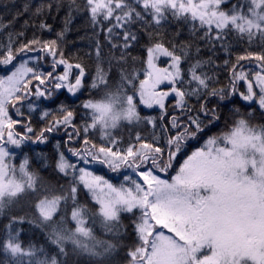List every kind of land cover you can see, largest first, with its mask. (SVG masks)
I'll return each instance as SVG.
<instances>
[{"label": "snow or ice", "instance_id": "1", "mask_svg": "<svg viewBox=\"0 0 264 264\" xmlns=\"http://www.w3.org/2000/svg\"><path fill=\"white\" fill-rule=\"evenodd\" d=\"M15 4L0 264H264V0Z\"/></svg>", "mask_w": 264, "mask_h": 264}, {"label": "trees", "instance_id": "2", "mask_svg": "<svg viewBox=\"0 0 264 264\" xmlns=\"http://www.w3.org/2000/svg\"><path fill=\"white\" fill-rule=\"evenodd\" d=\"M24 2H25V0H16V4L14 6L18 8V7L22 6V4ZM39 2H40V0H33V3H39ZM3 13H4V9L2 7H0V14H3ZM23 18L24 17H22V19ZM77 36H78V34L75 32L69 34V41L75 40L76 43L73 44L70 42L68 44V49L71 50V52L75 55H83V52L86 51L87 49H86V46L79 41ZM85 62L89 64V68L91 70V67H92L91 61L85 60ZM65 95H67V94L65 93ZM86 95H87V93H85V97H86ZM63 98L64 97H60V99H63ZM70 99H72V98H70ZM77 103H78V101H77ZM60 139H62L61 136L56 137V140H60ZM54 143H55V140L52 141V144H54ZM41 149H43L45 151H50L51 145H49L47 147L46 146H40V149H38V150H41Z\"/></svg>", "mask_w": 264, "mask_h": 264}]
</instances>
